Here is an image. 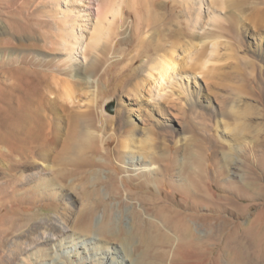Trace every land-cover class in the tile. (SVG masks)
I'll list each match as a JSON object with an SVG mask.
<instances>
[{
    "label": "bare ground",
    "instance_id": "6f19581e",
    "mask_svg": "<svg viewBox=\"0 0 264 264\" xmlns=\"http://www.w3.org/2000/svg\"><path fill=\"white\" fill-rule=\"evenodd\" d=\"M60 1L69 5V0ZM101 1L73 0L70 4L75 7L66 9L60 15L68 25L60 31L51 30L47 20L44 24L47 31L26 22L19 27L23 33L33 30L40 34L62 54L67 53V46L72 44L77 50L81 48L83 41L78 33L81 28L78 20L87 21L86 25H94L96 31L86 46V50H94L88 65L82 67L74 63L68 69L71 75L65 79L41 67L30 73L23 72L18 66L23 62L22 54L10 60L9 107L6 106L9 110L0 111V143L8 149L7 154L0 155V159L4 157L8 162L7 169L0 170V264H17L21 255L33 250L34 254L44 252L46 249L41 247L49 244L56 247L54 254L48 252L56 263H61L60 256L68 261L72 259L73 251L89 248L95 256H99L98 264H161L167 261L173 247L188 248L197 255L214 241L212 248L221 251L225 264L264 263V241L256 236L253 229L242 230L237 222L222 214L225 210L234 212L231 205L235 200L227 194L212 198L205 190L206 175L202 171L204 156L201 147L196 148L198 151L193 147L184 151L185 159H180L182 149L177 148L174 154L164 151L172 146L166 143L169 139L178 143L176 135L168 134L165 128L169 113L183 121V132L194 130L196 108L185 105L187 88L180 81L182 71L197 70L215 83V76L222 68L218 65L223 58L222 47L231 48L229 40L221 39L231 34H241L247 22L264 29V0H212V8L218 11L211 16L212 28L204 26L199 7H194L188 0H184L188 3L186 9L177 3L183 0H120L119 5L116 0ZM160 4H163V9L159 8ZM116 8H121L117 14ZM224 8L228 12L223 16ZM235 9L240 10L241 14H237ZM174 15L180 17L175 23ZM128 16L132 19L129 20ZM118 21L121 22L119 26L115 24ZM104 22L107 23L105 27ZM69 26L72 29L74 26V30ZM199 26L204 28L203 32L196 30ZM15 27L12 28L14 33L17 32ZM81 31L84 29L81 28ZM25 42L21 43L22 47L29 46ZM58 42L65 45L67 50L57 47L55 44ZM120 46H124L121 53L115 54ZM181 48L186 52L184 57L179 56ZM128 49H132L131 52ZM110 54L115 55L110 58ZM144 58L147 61L143 63ZM41 59L45 61L47 57ZM245 59H240L243 66L248 62ZM255 63L253 59L250 65L254 68ZM242 68L235 72L236 79L242 83L241 91L246 88L245 85H249L248 82L256 85L242 75ZM103 79L107 85L105 88L99 84ZM82 80L95 87L93 94L97 104H87L86 109L78 110L75 107L78 99L75 94L78 81ZM259 80L264 87V72L260 73ZM62 81L67 84L58 89ZM120 87L130 101L140 100L144 110L147 102L154 103L163 118L152 120L151 115L146 113L144 119L151 120L145 126L138 127L120 108L116 116L101 115L98 108L103 99L101 95L106 91L116 94ZM259 102L264 105V98L261 97ZM224 105L227 108L230 102L225 101ZM247 119L234 126L239 130L235 137L238 140L245 139V126L252 125L251 120L247 122ZM224 125L226 129L231 127L228 122ZM107 128L111 135L103 138L104 151L95 144L100 136L94 132L106 131ZM156 139H160V142ZM114 141L117 159L126 163L128 172L138 171L137 174L144 175L146 181L158 183L164 181L166 175L177 176L182 184L176 189L184 194V199L158 193L146 184L135 187L130 184L132 188L147 193L139 198L142 208L131 210V225L123 226L110 212L114 210L111 207L105 208L102 220L96 222L98 208L107 199L100 186L108 181L97 169L106 165L98 160V156L111 157L108 148ZM230 145L232 147V143ZM154 146L162 152L154 153ZM218 154L215 150L216 163ZM36 159L42 165L36 172L38 175L25 176V168ZM235 160L225 152L224 167L227 164L236 165ZM234 174L238 175L236 171ZM25 183L32 193L31 203L36 205L31 213L14 209L19 185ZM76 184L79 185L83 202L79 211L64 212L61 203L52 202L50 208L56 216L48 215L45 220L40 219L45 208L39 206L41 200H52L53 196L56 199L58 185L65 188L62 195L65 197L73 193ZM51 191L56 194L49 193ZM245 191L253 193L251 189ZM133 195L134 191L127 193L128 198H133ZM123 196L122 189L110 190L111 199H122ZM12 200L13 203H10ZM121 202L127 204L128 200L122 199ZM201 207L210 212L200 213Z\"/></svg>",
    "mask_w": 264,
    "mask_h": 264
},
{
    "label": "rangeland",
    "instance_id": "374dc122",
    "mask_svg": "<svg viewBox=\"0 0 264 264\" xmlns=\"http://www.w3.org/2000/svg\"><path fill=\"white\" fill-rule=\"evenodd\" d=\"M72 1L73 0H69V5H67V3L61 2L60 0H0V111L4 112L5 110H9V108L6 107L9 105V67L10 60L14 58V56H20L21 54L24 56L23 62L18 65L22 68V71L24 70L23 72L30 73L32 70L41 67V69H45L47 72L59 76L61 79H65L68 75H71L68 69H70V66L74 63L82 67L88 65L91 57L94 55V50L91 48L86 50V46L96 30L94 25H86L87 21L78 20L79 23H81V28L84 29V31H81V28L78 30V33L82 35L81 39L83 43L80 46L82 49L80 48L77 50L74 44L67 46L68 48L59 42L55 44L57 47H63L65 50L68 49L67 53L64 54L60 53L55 47L49 45L48 41L40 34L34 33L33 30L23 33L19 28L26 22L37 28L43 27L41 29L47 31V25H44L46 20L50 22V28L53 31L56 29L60 31L63 27L67 28L68 25L66 26L64 21L60 18V15L66 9L75 7L70 4ZM188 1L192 3L194 7H199L198 10L204 17V26L212 28L211 23L213 22L211 16L215 12H218L217 10L214 11V8H212V0ZM120 2V0H116V4L119 5ZM177 3L180 4L182 9H186L188 6V3L185 1L182 3L177 1ZM160 6L159 8L163 9V4H160ZM78 8L80 11H83L80 6ZM117 8L115 14L121 9L119 8L118 10ZM223 11L224 12L221 14L224 16L225 13L228 12V9L224 8ZM235 11L237 14H241L240 10L235 9ZM83 14L82 12L81 15ZM176 16L177 15H174V23L180 18ZM80 18H82V16ZM116 18L117 17H115V19ZM128 18L129 20L132 19L131 16H128ZM116 23L117 26L121 24L120 21L115 22V24ZM13 26L17 27L16 33H14V29H12ZM103 26H107V23L104 22ZM70 28L74 30V26L73 29L72 26H69V29ZM196 30L203 32L204 28L199 26ZM221 40H229L231 48L225 49L224 46L222 47L223 58H221V61H219L220 63H218L222 68L215 76V83L210 82L197 70L193 71L187 69L182 71L180 81L182 80L181 82H183L185 88H187L185 105H187V108L193 106L196 108L195 115L193 116L194 130L189 133L183 132V121L175 117L173 113H169V120L167 123H164L166 124L165 128L168 134L176 135L178 143H175L174 139H169L166 143L172 145L170 147L171 150L167 149L164 151L166 154H174L177 148L182 149L183 153H181L180 159H185L187 156L183 155L184 151H188V149H192V147L195 150L201 147V153L204 156L202 171L203 174L206 175L205 190H207L208 195L212 198H216L220 194H227L229 198L234 199L235 202L231 205L234 212L232 213L225 210L222 211V214L226 216V218H230L232 222H237L242 230L253 229L256 232V236L261 241H264V105L259 102L261 97L264 98V87L259 80L260 73L264 72V29L257 28L253 23L247 22L241 34H231V36H226ZM22 42L28 43L29 46L22 47ZM123 48L124 46H120L117 49L118 53L115 54H120ZM131 50L132 49H128V52H131ZM178 53L180 57L186 55V52H184L182 48L179 49ZM226 53L228 54L225 55ZM115 54H110V58ZM41 56L47 57V60H42ZM245 57H248V59H245ZM240 59L248 61L245 66L241 65ZM253 59L256 61L254 68L250 65ZM146 61L147 58H144L143 63ZM241 67H243L241 70L242 75L250 78L256 84L252 86L250 82H248L249 85H245L246 88H243L242 91L240 90V84L242 83L235 77V72ZM103 69L104 68H102L101 71ZM66 84L67 82L65 83V81H62L57 88H64ZM99 84L101 88L107 86L104 79L99 81ZM94 90L95 87L92 83L90 85L87 81H78L75 94L78 98L75 104L76 109L83 110L86 109L87 104H97L93 94ZM101 96L103 98H101L102 103L100 101L98 106L101 115L109 117L116 116L117 109L120 108L123 110L125 116L131 120L132 124L138 127L145 126L151 119L156 120L160 117L163 118L161 112L155 107L154 103L147 102L145 105L146 109L144 110L142 103H140L141 101H130V98L122 87L118 89L116 94L106 91L104 95ZM110 98H112L113 101ZM225 101L230 102V106L227 108H225L224 105ZM109 104H112V108H110L112 112L108 111L106 108ZM240 112L242 114H238ZM146 113L151 115V119H144L146 118ZM51 117H53V115H51ZM246 119L247 122L251 120L252 125L245 126L246 130L243 132L245 139L240 138V140H238L235 137H237L236 135H238L239 130L238 128L234 129V126ZM225 122L231 124L229 129L225 128ZM64 126L65 124H63V127ZM0 128H2V126ZM93 131H96V129H93ZM0 132H2L1 129ZM94 133L98 137L100 136V139L98 138L95 144L105 151L102 142L104 139L110 137V129L107 128L106 131ZM223 139H227L228 141H224ZM156 141L160 142V139H156ZM193 142L194 144H192ZM231 143L232 147H230ZM195 145H197V147H195ZM115 146L116 141L111 142L109 145L108 149L111 150V157L106 158L102 155L98 156V160L105 162L106 165L99 166L97 169L101 171L103 178L108 179V181L106 184L100 186L107 199L105 204L98 208L99 212L95 219L96 222L102 220L105 208L111 207L114 208V210L110 212L114 214V217L121 222L123 226L129 227L131 225V210L133 208L141 209L142 206L139 202V198L147 194L144 191L132 188V185L135 187L139 184H146L147 187H152L158 193H168L170 197L177 195L179 199H184V194L176 189V186L182 184V181L177 176L170 177L166 175L165 179H163L164 181H159V183L146 181L144 175L141 173V175L137 174L138 171L128 172L126 163L117 159ZM155 149L156 147L154 146V153L156 151V153L162 152L158 147L156 150ZM215 150L219 152L218 159H216L217 163L214 157ZM225 152L231 154L232 157L236 159V165L232 166L227 164L226 167H224L226 163ZM7 153V147L0 143V155ZM1 159L0 170H6L8 162L4 157ZM40 168H42V165L40 161L36 159V162L31 163L29 167L25 168L24 174L27 177H30V174L38 175L36 172ZM136 168H138V166ZM234 171H236L238 175L234 174ZM130 184L132 185L130 186ZM247 184H249L248 187ZM77 185L78 184H76L73 193L67 194L65 197H62L65 188L58 185L59 193L57 192L56 199L53 196L52 200H41L38 204L40 207L45 208L43 209V215L40 216V219L45 220V217L48 215L52 217L56 216L55 211L50 208L52 202L61 203L64 212L74 209L75 212L79 211L83 202L80 199L81 194L79 185ZM27 186L29 185L26 183L19 185V191L15 196V200L17 201L14 209H18L23 213H31L34 210L32 207L36 206L31 203L33 200L31 196L32 193L27 189ZM259 187H261L262 190H260ZM117 189H122L124 191L122 199L128 200L127 204L122 203V199L109 198L110 190ZM248 189H251L253 193L245 191ZM130 191H134L133 198H128L127 196V193ZM54 192L55 191H51L49 193ZM149 195L151 194L149 193ZM10 203H13V200L10 201ZM209 212L207 208L201 207L200 213L206 214ZM151 214L153 215V213ZM6 227L8 226H5V228ZM12 239H14V237H12ZM57 242L56 240L55 243ZM213 243L207 245L203 252L197 255L188 248L173 247L167 261L161 264H223L224 258L221 257V251L219 252L217 248H212ZM41 248H45L46 250L40 252L41 254L39 252L34 254V250L25 253L17 260V264H98L99 262V260H97L99 256H95L89 248H81L79 252L73 251L71 253L72 259L68 261L65 257L58 256L61 263L53 261L52 256L48 254V252H53L54 254V250H56L54 244H49V246ZM105 256L108 255L105 254ZM109 257L110 256H108V258ZM253 258H255L254 255ZM258 264L264 263L261 261Z\"/></svg>",
    "mask_w": 264,
    "mask_h": 264
},
{
    "label": "water",
    "instance_id": "95a60500",
    "mask_svg": "<svg viewBox=\"0 0 264 264\" xmlns=\"http://www.w3.org/2000/svg\"><path fill=\"white\" fill-rule=\"evenodd\" d=\"M106 108H107L108 111L112 112L111 109H110V108H112V104H109Z\"/></svg>",
    "mask_w": 264,
    "mask_h": 264
}]
</instances>
